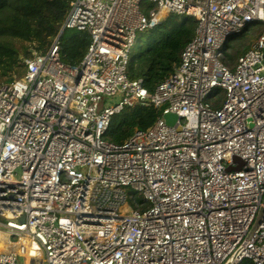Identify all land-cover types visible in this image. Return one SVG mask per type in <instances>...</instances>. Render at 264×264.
<instances>
[{
  "label": "built area",
  "instance_id": "obj_1",
  "mask_svg": "<svg viewBox=\"0 0 264 264\" xmlns=\"http://www.w3.org/2000/svg\"><path fill=\"white\" fill-rule=\"evenodd\" d=\"M169 14L195 32L148 91L128 59ZM254 22L264 0H72L61 28L88 33L80 63L57 35L0 83V264H264V29L226 63ZM136 104L160 114L107 141Z\"/></svg>",
  "mask_w": 264,
  "mask_h": 264
},
{
  "label": "trees",
  "instance_id": "obj_2",
  "mask_svg": "<svg viewBox=\"0 0 264 264\" xmlns=\"http://www.w3.org/2000/svg\"><path fill=\"white\" fill-rule=\"evenodd\" d=\"M71 1L0 0V83L19 78L24 71L23 59L33 50L48 48L61 30ZM253 24L255 22L229 42L226 52L229 66L232 67L237 57L249 47L252 39L248 31ZM195 26L192 17L169 14L156 26L144 31L145 41L129 56L128 77L141 78L142 85L153 91L177 67L181 51L193 37ZM88 43L86 31L63 28L58 38L59 60L65 65H78ZM160 110L140 104L124 107L111 117L105 139L112 143L123 142L135 129L151 126Z\"/></svg>",
  "mask_w": 264,
  "mask_h": 264
},
{
  "label": "rangeland",
  "instance_id": "obj_3",
  "mask_svg": "<svg viewBox=\"0 0 264 264\" xmlns=\"http://www.w3.org/2000/svg\"><path fill=\"white\" fill-rule=\"evenodd\" d=\"M262 29H264V22H255V24L251 25V30L248 31L251 34L250 40L251 39L253 40L254 37L256 36V34L259 31H261ZM143 34H144V32H138L137 33V37H136V40L133 43L130 55L132 53H135L136 50H137L138 45H140L141 43H143L145 41L146 36H144ZM135 198L139 199L140 195L139 194H135Z\"/></svg>",
  "mask_w": 264,
  "mask_h": 264
},
{
  "label": "water",
  "instance_id": "obj_4",
  "mask_svg": "<svg viewBox=\"0 0 264 264\" xmlns=\"http://www.w3.org/2000/svg\"><path fill=\"white\" fill-rule=\"evenodd\" d=\"M61 30H62V28H61ZM61 30L59 31L58 36L60 35ZM162 116H163V119H164V121H165V123L167 125H173V123L175 122V120L177 118L176 115L173 114V113L163 114ZM233 160L238 162L239 165L237 166V168H239L242 165V163H243L242 160L238 156H233ZM228 169H231V168L228 167ZM261 212H262V210L259 211V213H258V215H257V217H256V219H255V221L253 223L251 231H253L255 229V227L257 226V224H258V222L260 220Z\"/></svg>",
  "mask_w": 264,
  "mask_h": 264
}]
</instances>
